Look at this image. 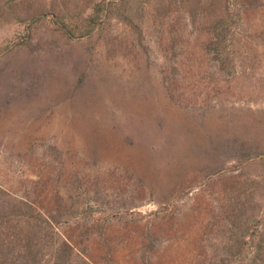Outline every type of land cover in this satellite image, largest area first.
I'll return each instance as SVG.
<instances>
[{"label": "rangeland", "instance_id": "rangeland-1", "mask_svg": "<svg viewBox=\"0 0 264 264\" xmlns=\"http://www.w3.org/2000/svg\"><path fill=\"white\" fill-rule=\"evenodd\" d=\"M0 191L95 264L252 257L264 0H0Z\"/></svg>", "mask_w": 264, "mask_h": 264}, {"label": "trees", "instance_id": "trees-1", "mask_svg": "<svg viewBox=\"0 0 264 264\" xmlns=\"http://www.w3.org/2000/svg\"><path fill=\"white\" fill-rule=\"evenodd\" d=\"M24 205L28 208L23 209ZM27 221L28 228L21 224ZM252 257L224 259L225 264H264V233L246 241ZM242 250V247H240ZM0 264H95L53 221L31 203L0 191Z\"/></svg>", "mask_w": 264, "mask_h": 264}]
</instances>
